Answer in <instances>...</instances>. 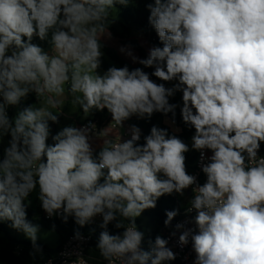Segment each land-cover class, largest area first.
Returning <instances> with one entry per match:
<instances>
[{
	"label": "clouds",
	"instance_id": "1",
	"mask_svg": "<svg viewBox=\"0 0 264 264\" xmlns=\"http://www.w3.org/2000/svg\"><path fill=\"white\" fill-rule=\"evenodd\" d=\"M143 2L157 43L144 57L121 45L139 66L101 72L113 10L137 0H0V224L42 256L41 226L28 218L36 193L47 219L78 226V247L61 252V264H87L81 245L96 228L102 264L174 261L177 233L193 264H264V0ZM69 101L84 119L106 110L111 120L53 131ZM178 109L190 144L178 135ZM155 114L168 127L152 124L145 135L130 124L125 138L127 121ZM190 151L199 153L202 183L187 170ZM188 189L189 218L173 226L179 209L165 210L174 230L148 237L145 249L137 219ZM92 225L85 237L80 229Z\"/></svg>",
	"mask_w": 264,
	"mask_h": 264
},
{
	"label": "trees",
	"instance_id": "2",
	"mask_svg": "<svg viewBox=\"0 0 264 264\" xmlns=\"http://www.w3.org/2000/svg\"><path fill=\"white\" fill-rule=\"evenodd\" d=\"M116 17L119 12V18L117 22L111 26V31L113 33V38L117 39L121 44H126L131 42L135 48V54L144 57L146 55V49L144 47H140V43L136 41L133 37V33L143 31V37H145L148 43L151 45L153 43H157V37L154 31L150 30L147 26V16L148 12L145 9V4L143 0H137V3L134 6H129L127 8H120L119 10L116 9ZM39 43V41H35ZM46 47V45H45ZM105 57L103 66L100 69L101 71L105 70L109 65L115 64L116 66H123L124 64H129L130 67H137L139 65H132L126 59L121 57L114 48L107 45L104 49ZM146 71H151L150 69H146ZM180 100V94H177L174 98L173 102H178ZM27 103H31V101H27ZM163 117L161 114H155L150 122H145L143 120H137L136 118H132L131 120L127 121L128 125L130 124H137L141 127L143 133L146 135L149 132V129L152 124L159 125L160 127H168V125L164 124ZM177 126L182 129L178 135L181 136L182 139L187 141L190 136L192 135V131L188 130L180 120L179 116V109L177 110V117H176ZM53 131L55 130V125L52 126ZM143 140H141V143ZM6 144V141H5ZM262 151H264V147H262ZM195 154L187 156V161L191 164L195 160ZM36 193H33L32 199V206L28 209V218L33 221V223L40 224V229L52 230L57 234V243L55 247L51 248L44 243L38 242V244L43 249V255L37 254L34 258L29 255L32 251L31 242L25 238L13 237L10 236L8 233L9 226L7 223L0 224V264H43L48 259L53 258L57 252L61 249L64 242L67 238L74 234V229L78 226L75 225L72 220L70 219L68 223H62L60 219L53 218V219H44L41 215V208L39 205V201L35 200ZM179 209V212L182 209L181 200L177 198L174 194L172 196H164L160 198L157 203V207L155 209H150L145 211L141 217L145 218L146 224L149 226V231H146V239L144 247L147 249V239L154 237L157 235L160 229H168L164 226L163 221L166 219L165 210H172V209ZM179 217L174 218L172 221V225L174 221ZM140 218L137 219V224H140ZM126 223V221H125ZM53 225L55 228L53 229ZM95 227L86 226L81 228L80 231L85 235H90L89 228ZM111 231H115L111 229ZM99 228H96L95 233L91 234V242L89 248L87 249V261L89 264H102V258L99 255V251L94 248L96 243V238L99 235Z\"/></svg>",
	"mask_w": 264,
	"mask_h": 264
},
{
	"label": "built area",
	"instance_id": "3",
	"mask_svg": "<svg viewBox=\"0 0 264 264\" xmlns=\"http://www.w3.org/2000/svg\"><path fill=\"white\" fill-rule=\"evenodd\" d=\"M88 120H91L93 123H95L97 125L98 129H102L108 125V123L111 120V117L107 113L106 110L104 112H95L93 115H91L87 119H84L83 121L78 123L76 126L86 124V123H88ZM127 128H128V126L124 125V128L121 130L122 132H124L125 138H127ZM209 155H210V153H209ZM189 173L190 174H198V178H199L201 183L205 180L204 175L200 171L199 153L198 152H196V154H195V160L192 163V167H191ZM188 193L191 197V195H192L191 189H188ZM190 206H191L190 204H187V205L182 207L181 211L179 212L180 213L179 217L174 221L173 226L176 223L181 222V221L189 218L188 216H185V208L190 207ZM41 215L44 219H47L45 217V213L42 210H41ZM191 215H194V213ZM173 230H174V228L160 229L159 232L157 233V235H161L163 237H168ZM178 235H179V233H177V237L172 238V240L170 241V244H169V247H171L173 249V251L177 254V258L174 261L166 262V264H193L195 254L192 252L191 246L190 245L186 246L183 249L178 247L176 244V240L178 239ZM84 236L89 237V235H85V234H84ZM72 237H73V235L69 236L67 238V240L64 242V244L62 245L61 249L57 252V254L53 258H50L53 261V264H61L62 260L65 259L64 257H62L60 255L61 252H65V251L72 252L74 249H76L78 247L77 242L74 241L72 239ZM90 242H91V237L89 239H87L86 243L81 245V247L83 248L84 259L86 261H87V249L89 248ZM70 259H75V256L70 257ZM47 261L44 262L43 264H47ZM76 264H79V261H77ZM87 264H89L88 261H87Z\"/></svg>",
	"mask_w": 264,
	"mask_h": 264
},
{
	"label": "rangeland",
	"instance_id": "4",
	"mask_svg": "<svg viewBox=\"0 0 264 264\" xmlns=\"http://www.w3.org/2000/svg\"><path fill=\"white\" fill-rule=\"evenodd\" d=\"M116 12H117L116 9L113 10V17L116 15ZM134 36L138 38V36H139L138 32H135L134 31L133 37ZM142 40L146 42V40H144V39H142ZM115 41H116V43H115ZM115 41L114 40L113 41L111 40V43L110 44L115 49V51L119 53L118 49L120 47L119 44H121V42H119L117 39H115ZM136 41H138L141 44V39H137ZM147 46H149L148 43L145 45V47H147ZM125 59L127 61L131 62L128 58L125 57ZM63 108H65V109L63 111V114L60 116V124L59 125H55V130H58L59 127L64 126L66 124H74V121H73L74 118L77 119V117H79V115H80L78 113L79 112L78 107L75 106L74 104H72L71 101H69L68 103H66L65 105H63ZM14 111H15V109H12V112H14ZM163 122H164V120H163ZM186 142L190 144L191 143L190 138ZM192 153H194V151H190L186 155L190 156V155H192ZM186 162H187V170H188V168L191 167V164L188 161H186ZM140 220H141L140 221V224L138 225L140 227V229L142 231H145V232L146 231H149V226L146 224L145 218L140 217ZM8 233H9L10 236H13V237L25 238V236L22 233H19V232L15 231V230L11 229L10 227L8 229ZM57 238H58L57 237V234L54 231H52V230H46V229H40V238H39L38 242L44 243L47 246L53 248V247H55V245L57 243Z\"/></svg>",
	"mask_w": 264,
	"mask_h": 264
},
{
	"label": "crops",
	"instance_id": "5",
	"mask_svg": "<svg viewBox=\"0 0 264 264\" xmlns=\"http://www.w3.org/2000/svg\"><path fill=\"white\" fill-rule=\"evenodd\" d=\"M113 18H115V17H113ZM138 34H139V32H138ZM135 37V36H134ZM135 39L137 40V39H144V40H146V42L148 43V41H147V39L146 38H144L143 36H142V38L140 37V36H138V38L137 37H135ZM115 41V39L113 38L112 39V41ZM111 41L109 42H107V45H109L110 47H112L111 46ZM115 43H116V41H115ZM146 43V44H147ZM149 44V43H148ZM150 45V44H149ZM119 46H121V44H119ZM113 48V47H112ZM145 49H146V47H144ZM118 53V52H117ZM121 57H123L124 59H125V57L122 55V54H120V52L118 53ZM129 62V61H128ZM131 63V62H130ZM132 64V63H131ZM133 65V64H132ZM29 101H31V103H33V102H35V97L34 96H30L29 97V99H28V102ZM84 120V118H82V116H81V114L79 115V117H77V119H75L74 118V124L75 125H77L78 123H80L81 121H83ZM125 125L126 126H129L127 123H125ZM101 143V141L100 140H95V142H94V147H97L98 148V146H99V144ZM191 167H192V163H191ZM191 167L190 168H188V172L190 171V169H191ZM176 195V194H175ZM177 196V198H179L180 200H181V206L183 207V206H185V205H187L188 203V199L190 198V195H189V193H188V190H186L185 191V195L183 196V197H181V196H179V195H176Z\"/></svg>",
	"mask_w": 264,
	"mask_h": 264
}]
</instances>
